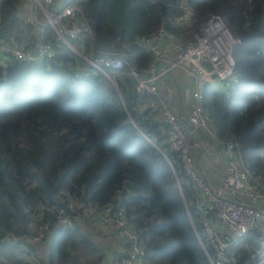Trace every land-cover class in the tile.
<instances>
[{
	"label": "trees",
	"instance_id": "obj_1",
	"mask_svg": "<svg viewBox=\"0 0 264 264\" xmlns=\"http://www.w3.org/2000/svg\"><path fill=\"white\" fill-rule=\"evenodd\" d=\"M176 1L86 0L81 5L94 29L95 49L126 48L140 70L151 56L139 38L172 19ZM186 1L196 18L194 27L217 13L238 40L232 76L221 90L206 86L204 107L216 138L238 144L254 183L264 189V0ZM22 2L0 0V41L12 35L19 43L35 39L33 27L15 16ZM46 37H52L49 31ZM131 84L126 69L119 72L117 87L100 73L80 69L64 47L41 62L6 57L0 63V238L17 240L1 242L0 264H31L22 258L19 243L35 254L46 248L39 255L42 264H79L78 255L89 258L88 264L107 259L120 264L127 243L116 229L88 214L118 194L145 264H212L213 247L195 208L191 182L167 143V127L152 112L142 117L148 112L142 114ZM69 198L81 206V219L69 210ZM58 209L73 228L57 223ZM44 224L43 239L29 242L36 235L32 225ZM259 233L255 228L235 243L233 263L252 264L243 243L253 244ZM102 236L114 242V251L101 250Z\"/></svg>",
	"mask_w": 264,
	"mask_h": 264
},
{
	"label": "built area",
	"instance_id": "obj_2",
	"mask_svg": "<svg viewBox=\"0 0 264 264\" xmlns=\"http://www.w3.org/2000/svg\"><path fill=\"white\" fill-rule=\"evenodd\" d=\"M86 0H24L16 17L31 25L35 39L27 44L19 43L14 35L0 41V63L6 57L22 62L37 63L56 55L57 47H64L80 62V69L102 74L115 87L119 72L127 70L131 79V92L140 104L142 117L149 112L167 127V143L177 153L182 169L189 178L195 198V208L200 216L204 234L213 247L212 264H235L233 246L250 231L258 229L253 244L245 241L243 247L253 260L252 264H264V189L254 183V178L244 164L236 142L219 141L214 133L204 107V90L210 83L221 90L233 73L235 60L233 46L238 42L234 32L223 17L208 14L194 27L196 20L186 0H177V10L172 19H164L160 27L148 37L139 38V46L150 53L149 63L138 70L132 63L126 48L99 50L94 47V29L87 21L82 2ZM177 29L187 30L181 36ZM47 31L51 38H47ZM29 34H26L28 36ZM4 59V61H3ZM3 61V62H2ZM180 72L186 79L191 100L189 112L184 117L175 105L177 92L171 77ZM222 146V150L217 147ZM198 151V156L193 151ZM221 154L226 165L219 183L212 186L200 171L201 156ZM70 202L72 198H69ZM121 194L98 210H89L99 224L116 229L127 243L120 264H145V253L139 237L129 227L121 205ZM80 205L71 202L69 210L75 219H81ZM40 209L52 212V206L40 205ZM55 213L57 223L63 228H73L71 219L61 209ZM76 220V221H77ZM33 237L29 242L43 239L47 224L38 228L32 225ZM1 242H17L9 235ZM22 258L31 264H42L40 257L19 243ZM253 245V246H252Z\"/></svg>",
	"mask_w": 264,
	"mask_h": 264
},
{
	"label": "crops",
	"instance_id": "obj_3",
	"mask_svg": "<svg viewBox=\"0 0 264 264\" xmlns=\"http://www.w3.org/2000/svg\"><path fill=\"white\" fill-rule=\"evenodd\" d=\"M171 81L178 94L175 98V105L181 110V116L185 118L189 112V107L191 104L186 79L180 72H176L172 75ZM193 154L197 157L199 153L197 150H194ZM198 160L201 162L200 166L202 170L200 171L204 174L208 182L212 186L218 185L219 179L225 173L226 169L224 157L219 153H215L208 157L201 156L198 158Z\"/></svg>",
	"mask_w": 264,
	"mask_h": 264
},
{
	"label": "rangeland",
	"instance_id": "obj_4",
	"mask_svg": "<svg viewBox=\"0 0 264 264\" xmlns=\"http://www.w3.org/2000/svg\"><path fill=\"white\" fill-rule=\"evenodd\" d=\"M185 31H186V30H185ZM99 240H100V239H99ZM100 243H102V244H101V245H102L101 248H103V249H101V250H106V251H108L109 253L112 252V251H114V248H115V246H114V242L112 243L111 241H109V237H106V238H105V236H104V237L102 236V238H101V240H100ZM41 252L46 253V252H47V249L42 247V248L37 252V254H35L34 252H33V254L36 255L37 257H39V255L41 254ZM76 256H77V255H76ZM78 256H79V258H76V261H79V264H88V263L91 262V260H90L89 258H85L84 255H81L82 257H80V255H78ZM106 257H108V256H106ZM109 262H110V261H108V259H107V261H104V264H108Z\"/></svg>",
	"mask_w": 264,
	"mask_h": 264
},
{
	"label": "water",
	"instance_id": "obj_5",
	"mask_svg": "<svg viewBox=\"0 0 264 264\" xmlns=\"http://www.w3.org/2000/svg\"><path fill=\"white\" fill-rule=\"evenodd\" d=\"M198 237V236H197Z\"/></svg>",
	"mask_w": 264,
	"mask_h": 264
}]
</instances>
